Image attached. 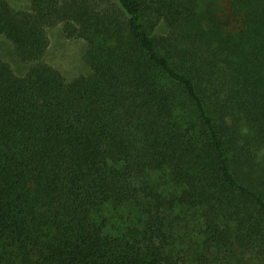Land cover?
I'll list each match as a JSON object with an SVG mask.
<instances>
[{"label": "trees", "instance_id": "1", "mask_svg": "<svg viewBox=\"0 0 264 264\" xmlns=\"http://www.w3.org/2000/svg\"><path fill=\"white\" fill-rule=\"evenodd\" d=\"M0 35V264H264V0H0Z\"/></svg>", "mask_w": 264, "mask_h": 264}, {"label": "rangeland", "instance_id": "2", "mask_svg": "<svg viewBox=\"0 0 264 264\" xmlns=\"http://www.w3.org/2000/svg\"><path fill=\"white\" fill-rule=\"evenodd\" d=\"M31 0H10L16 9H27ZM49 47L44 60L58 68L67 78H72L87 71V64L83 59L86 43L83 39L67 37L62 24L47 28ZM13 44L5 36L0 35V57L8 61L14 70L23 73L26 67L13 55Z\"/></svg>", "mask_w": 264, "mask_h": 264}]
</instances>
